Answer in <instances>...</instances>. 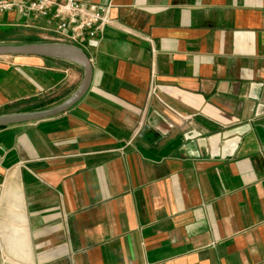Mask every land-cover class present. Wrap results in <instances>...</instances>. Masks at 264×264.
<instances>
[{
  "label": "crops",
  "instance_id": "1",
  "mask_svg": "<svg viewBox=\"0 0 264 264\" xmlns=\"http://www.w3.org/2000/svg\"><path fill=\"white\" fill-rule=\"evenodd\" d=\"M82 1L117 23L86 42L89 90L0 128L6 264H264V0ZM0 26L53 35L17 11ZM83 77L0 56V109L57 106Z\"/></svg>",
  "mask_w": 264,
  "mask_h": 264
},
{
  "label": "built area",
  "instance_id": "2",
  "mask_svg": "<svg viewBox=\"0 0 264 264\" xmlns=\"http://www.w3.org/2000/svg\"><path fill=\"white\" fill-rule=\"evenodd\" d=\"M12 11L43 19L53 33L51 42L68 44L83 50L89 39L99 38L106 27L117 25L111 16V5L82 0H0V14ZM146 39L153 46V41ZM1 161L0 154V163ZM6 262L0 249V264Z\"/></svg>",
  "mask_w": 264,
  "mask_h": 264
},
{
  "label": "water",
  "instance_id": "3",
  "mask_svg": "<svg viewBox=\"0 0 264 264\" xmlns=\"http://www.w3.org/2000/svg\"><path fill=\"white\" fill-rule=\"evenodd\" d=\"M0 56H39L59 59L79 65L84 70V77L80 86L67 100L57 106L47 109L0 114V128L15 124L40 121L68 111L84 97L93 80L94 68L89 55L85 50L68 44L57 42L27 44L0 43Z\"/></svg>",
  "mask_w": 264,
  "mask_h": 264
},
{
  "label": "trees",
  "instance_id": "4",
  "mask_svg": "<svg viewBox=\"0 0 264 264\" xmlns=\"http://www.w3.org/2000/svg\"><path fill=\"white\" fill-rule=\"evenodd\" d=\"M44 42L36 37V35L25 29L10 26H0V43L4 44H27ZM36 101V102H35ZM49 102L43 99L34 98L8 104L0 109V114L9 112H29L31 110L45 108Z\"/></svg>",
  "mask_w": 264,
  "mask_h": 264
},
{
  "label": "rangeland",
  "instance_id": "5",
  "mask_svg": "<svg viewBox=\"0 0 264 264\" xmlns=\"http://www.w3.org/2000/svg\"><path fill=\"white\" fill-rule=\"evenodd\" d=\"M47 42H51V41H47Z\"/></svg>",
  "mask_w": 264,
  "mask_h": 264
}]
</instances>
